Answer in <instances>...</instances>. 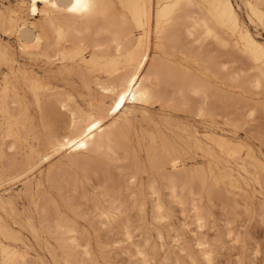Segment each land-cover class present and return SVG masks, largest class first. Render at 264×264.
<instances>
[{
	"label": "bare ground",
	"instance_id": "6f19581e",
	"mask_svg": "<svg viewBox=\"0 0 264 264\" xmlns=\"http://www.w3.org/2000/svg\"><path fill=\"white\" fill-rule=\"evenodd\" d=\"M15 1L17 3L15 7L0 6V31L3 34L12 36L17 42L16 50H13L8 44H0V66L3 65L7 68V74L3 77V82L0 83V115L3 117V123L6 126L5 137L10 138L9 140L13 139V142L9 143V149L15 147V144H19L21 141L25 142L26 147L23 155H21L22 157L16 158L19 160L14 158L11 161L9 158L11 163L19 168L16 170L17 168L14 167L16 168V171H14L20 172L14 174L13 170H10L14 175H17L6 180L0 174V186L11 182L15 178L28 177L29 173L35 171L37 166H41L54 155H58L57 165L55 164L53 167L45 169L35 180L29 179L23 188L28 193L25 198L29 197L27 201L34 205L37 213H41L39 214L41 219L47 212L52 214H49V216H52L51 218L53 219H50V223L47 225L43 222V226L46 225L44 227L47 228L46 230L49 229L53 234L56 233L58 235L57 239L61 243V246L59 244L58 246L65 249L69 254H73L79 248H81L82 254H88L85 243L79 242V234L74 224L63 215L58 202L51 197L52 195L48 197L52 188L61 193L68 208L72 207L71 203L75 204V202L71 201L74 197L83 201H90V207L97 212L96 215L100 218V222L108 228L109 233L122 230L123 240L128 245H132L134 244V233L129 230L130 217L125 214L127 210L135 209L145 218V207L149 200L151 218L156 220L166 219L168 212L166 202L163 199L165 192L162 195L161 188L163 187L167 190L168 201L182 207L184 199H186L183 196V192L186 189L191 191L196 185H199V180L203 181L206 179V175L201 176L198 168L186 167V158L183 156V152L177 142L169 140L168 135L159 126H155L154 133L148 134L147 144L142 143V137L138 138L137 145L132 142L130 130L136 117V108L145 107L151 103H160V105L165 106L178 105L177 101H186L188 103L190 102L187 99L188 95H193L196 99H198L197 97L200 99L197 101L190 98V100L200 103L195 111L202 112L207 110L209 107L207 105L209 103L212 105L215 100L216 104H219L220 101L216 98H219L217 94L218 96L222 94L218 91L220 88L213 84L215 88L218 87L215 91L213 85H211L212 83L208 84V79V82H206L203 80L205 78H198V75H195L197 74L195 73L196 71L194 74L191 72L193 70L190 71L184 64L186 56H194L193 46L195 43L197 45L199 37V43L202 42L201 38L203 40L207 38L211 42L214 40L215 46L226 48L225 50L222 49V51L218 47L219 49H216L218 50V53L216 52L217 57L219 51L227 52L228 49L229 56L224 54L227 56L226 60L228 58V62L234 61L235 65H237V61H235V58L231 60L235 55L233 53L230 54L229 45L231 47V42L241 39L244 42L245 50L250 51L247 53V57L251 63L250 66L248 63L246 65L255 70L254 79L252 77L255 85L264 84L262 83L264 82V46L240 23L231 0H91L93 7L88 13L82 15L72 14L67 11L65 6L70 7L74 0H47V3H45V0H36L37 12L35 14L31 11L32 0ZM52 4H55L56 7L53 8ZM245 5L249 14L256 17L264 25V0H245ZM36 16H38L37 19H35ZM151 33L154 36V40H152L154 41L152 42L154 43L152 47L154 51L150 57L149 39ZM233 35L236 36L234 37L236 39H233ZM209 40L208 42H210ZM206 41L205 43H207ZM199 43L198 45H200ZM185 44L187 45L185 46ZM208 45L210 44L207 43L206 47ZM203 46L199 48V52L201 48L203 49ZM234 47L236 48L237 46L235 45ZM208 48L211 47L209 46ZM207 50L205 49L204 54L201 55H205V51L206 53L208 52ZM176 51H180L182 57H178ZM242 52L246 55L245 51ZM85 53L89 54L86 55ZM213 53L215 52L213 51ZM17 54L20 56L38 55L44 58L50 67L53 64H59L58 73L53 75L56 80L29 70L30 68H26L19 62ZM224 55L220 53V56ZM214 56H212V59ZM205 57H202V59ZM240 58L237 59L239 64L241 62ZM206 60H202L201 64L206 65L207 63H204ZM210 60L208 59L207 62ZM212 61H210L211 64L208 62L209 65H207L213 68V70L210 68L211 72L215 68V72L217 70L216 74L218 75L223 74L222 71L225 68L229 71L234 65L232 63V67L228 68L227 61L224 63L221 59V64L220 62L213 63L215 60ZM242 61L245 63L247 60L244 61L242 58ZM239 67L241 69L239 68V71L238 69L231 71V75L236 71H238L236 76L241 74L242 72L240 71L245 68H242L241 65ZM248 67L246 68L248 69ZM219 68L222 70L220 73ZM46 71H51V69ZM59 75L60 77H58ZM224 76L228 77V74ZM132 78L135 79V83H132ZM240 78H243L242 75ZM58 79L62 82L69 81L70 86L63 87V91L61 89L55 91L54 88L58 87L57 84L60 83ZM241 79L237 77L239 82ZM63 85H67V82H64ZM125 85H127V89H125ZM93 87L98 90L101 98L94 101L91 108L82 107L69 94V91L75 88L89 91ZM124 90H129L130 94L126 97L124 104L113 112L112 109L115 107L118 95ZM225 90L227 89L225 88ZM26 92L32 94L35 105L39 110H46L51 114H60L66 117L65 128H62L63 132L56 133V131H51L47 133L43 148L37 147V143L33 145L28 142L29 131H27V138L25 135L26 131H22L26 125L27 114H29L25 108L26 114L22 112L23 96L21 94ZM216 92L217 94L214 96L213 93ZM212 95L215 99L211 97ZM133 96L135 99H133ZM227 96L229 97V95ZM233 96V99L236 98L235 94ZM208 97L213 98L214 101L208 99L207 102ZM228 97H224L225 103H228L226 102ZM229 98L231 99V96ZM233 99L231 105L236 103V99L235 103H233ZM195 101H193V104ZM230 102L227 104L228 106L225 104V107L232 108L233 105L229 106ZM241 102L242 99L239 103L241 104ZM244 102L246 101L244 100ZM220 103L221 105L223 104L222 101ZM192 107L189 104L186 109L191 108V113L193 114L195 111H193ZM212 107L214 108L215 106ZM211 108L209 111L212 110ZM215 108L213 109L214 111ZM238 108L241 107L239 106ZM254 109L256 110V108ZM259 109L261 110V108ZM241 111L238 110L237 114ZM236 112L234 111L233 113ZM251 113L252 111L249 114ZM24 114L27 117H24ZM108 118L111 120L106 123V119L109 121ZM92 123H96L98 127L88 132ZM6 139L4 143H6ZM74 141L83 143L86 147L78 148ZM15 148L19 149L18 147ZM12 151H14V148ZM140 151L145 154L149 167L146 180L142 177L137 178V173L139 172L136 170L137 167H134L135 171L125 173L122 167L116 165L120 153L125 157H134ZM6 152L4 154L8 155V152ZM18 152V154H22L20 151ZM17 153H15L16 157ZM12 155L14 154H11V158L14 157ZM124 156L123 158H125ZM136 163L139 164V162ZM238 164L243 170L248 167L258 168V165L254 162L245 161L242 158L238 159ZM129 165L131 167L130 163ZM129 165L125 166V169H129ZM5 166L8 167L7 164ZM139 166L138 169L140 170ZM227 170H229L226 172L227 175L232 176L230 168ZM259 179L263 181L260 176ZM91 182L92 191L89 196L85 186ZM215 182H218V180ZM3 190L7 194L5 197L0 195V209H4L8 205L12 206L10 192H7L8 189L6 188ZM83 201L80 200V202ZM85 205L88 206L87 203ZM90 207L88 206V208ZM23 208L27 207L24 206ZM70 209L72 210V208ZM74 209L72 211H75ZM191 209L194 223L199 228L203 227L205 219L199 205L192 202ZM24 211L28 212L27 209ZM75 215L77 216V213ZM46 216L43 219L47 220ZM40 218L38 220L39 223ZM92 222L90 221V223ZM90 223L89 225H91ZM0 232L5 236V239L16 238L14 232L1 221ZM176 237L174 242L178 244L179 237ZM118 242V240L113 241L114 245L118 244ZM207 243L205 240L198 239L197 245L204 261L210 264L212 256ZM0 245H2L1 242ZM14 249L13 247L10 248L9 245H2L0 250L3 263L25 264V255ZM67 252H64V254ZM136 253L144 257L141 249L137 248ZM30 257L28 256V258ZM30 264H33V262H30Z\"/></svg>",
	"mask_w": 264,
	"mask_h": 264
},
{
	"label": "rangeland",
	"instance_id": "374dc122",
	"mask_svg": "<svg viewBox=\"0 0 264 264\" xmlns=\"http://www.w3.org/2000/svg\"><path fill=\"white\" fill-rule=\"evenodd\" d=\"M231 1L236 9L240 23L245 26L249 30V32L254 37H256V39L264 46V25L256 17H253L249 14L245 5V0ZM16 4L17 3L15 0H0V6L2 7H15ZM37 17L38 16H36L35 19H37ZM153 37V33H151L149 39L150 57L153 55L152 52L154 51L152 48L154 44L152 43L154 42L152 41L154 40ZM232 37L233 39H236L234 38L236 37L235 35H233ZM205 39L207 41L201 38L202 42L199 43V37V40L197 42L201 46L198 45V43L197 45L196 43L194 44L193 54H195L193 57H191V55L186 56L184 58V64L189 68L190 71L193 70L191 72L194 73L196 71L195 73L197 74H194L198 75V78H205L206 80H203L206 82H208L209 80L208 84L212 83L211 85L214 84L220 88L219 90L218 87H216L218 91H220L219 93H222L220 94V96H218L217 94L218 91L216 93H213L214 96H216L217 94V97L219 98L216 99H218L220 102L222 101L223 103V101L225 100L224 97H228L227 95H229V97L231 96V99L228 97V101L226 99V102L228 103H225L224 101V105L222 104L223 106L220 102L217 105L215 102L216 100H213L214 96L212 95L211 97L213 98L208 97L207 102L208 99L213 100L214 105H211V103H207V106H209L207 110H204L202 112L198 110L195 111V109L198 108V105L200 104L196 103L195 100L198 101L200 99L199 97H197L198 99H196L195 96L188 95L189 98L187 97V99L188 101H190L188 103L190 104V107L193 106L192 109L193 111H195V113L193 114L191 113V108H189L190 110L186 109L189 106L186 101L185 102L187 104L185 102L177 101L178 105L172 104L170 106L160 105V103H151L152 105L149 104L145 107L136 108V117L130 130V136L132 138V142L135 145H137L136 143L139 137H142V143L147 144L148 134L154 133L155 126H159L168 135L169 140L177 142L178 146L183 152V156L186 158V167L198 168L201 172V176L206 175V179L203 181L199 180V185H196L195 188H193L194 190L192 189L190 191L189 189H186L183 192L184 198L186 197V199H184L183 206L179 207L178 205H175L174 203L168 201V194L166 192L167 190L162 187L161 191L162 195L165 192V195H163V199L166 202L168 212V217L166 219H163L164 221L151 218V206L149 200L147 206L145 207V218H143V216L140 215L135 209L127 210L125 214L130 217L128 223L129 230L134 233V244L128 245L127 242L123 240L124 236L122 230H117L114 233H109L108 228L100 222V218L96 215L97 212L92 210L93 208L90 207V201H83L80 198L74 197L71 201L75 202V204L71 203L72 207L70 208H72V210L75 208V211H72L65 205V199H63L61 193L58 192L55 188H52L49 191L48 197L52 195L51 197H53L58 202L59 208L63 215L67 217L68 220L76 227L79 234V242L82 244L85 243L84 245H86L88 249L87 255L82 254L81 248L74 251L73 254H69L67 251H65V249L60 247L61 243L57 239L58 235L56 233L53 234L51 230L48 229L50 231L49 232L48 230H46L47 228H44L48 223H50V219H53L51 218L52 216H49V214L51 213L47 212L45 214L47 215V220L43 219L45 215H42V220L40 218L41 215H39L41 213H37L34 205L30 201H27L29 200V197L27 199L25 197L28 195V193L23 190L24 185L29 181V179L35 180V178L38 177V175L45 169L51 166L53 167L58 162L59 156L54 155L53 157H51V159L46 161V163L41 164V166H37L35 168V171H31L30 173H34L33 175L29 173L30 176L28 175V177L22 176L18 179L15 178L11 182L0 186V195H4L3 197H5L7 193L3 189L6 188L8 189L7 192H10V197L12 200L11 207L8 205L4 209H0V221L5 224L7 228H10L16 235L15 239H5V236L0 232V242L3 246H5V244L9 245L10 248L13 247V249L15 248L14 250L25 255V258L28 259H25V264H30V262H33V264H208L204 261L197 245L198 239H200L208 242L207 244L209 245L212 256L210 264H264V84L255 85V83L253 82V79L255 77V70L253 68H249L246 65L248 63V65L250 66L251 63V61L247 57V53L250 51L245 50L246 48L244 47V42L241 39H236V42H231V47L229 45L230 54L233 53L235 55V57L232 56L233 58L231 60H234L235 58V61H237V65H235L234 61L228 62V58L226 60L227 56H225L224 54H229L228 49V53L225 51V53L219 51L217 57L216 54L218 53V50L216 49H219L220 46H215V41L212 38L211 39L214 41H212L213 43L211 42V40L207 38ZM208 40L210 42H208ZM205 41L210 45L206 47L207 43H205ZM0 44H8L12 47L13 50H16L17 48V42L15 41V39L8 34H3L1 31ZM234 44L237 46L236 48H233V46H235ZM186 45L187 44H185V46ZM202 46L203 49L201 48V51L199 52V48ZM209 46L211 48H208ZM205 49H208V52L206 53L205 51V55L202 56L201 54H204L203 52ZM222 49H224V47H221L219 50ZM233 49L235 50L232 51ZM213 51L215 53L212 54ZM242 51H245L246 55L243 54ZM176 53L178 54V57H182V53L180 51H176ZM220 53H222V55L224 56H220ZM88 54L89 53H87L86 55ZM211 54L212 56L215 55L213 59L212 56H210ZM195 55H198L197 58ZM17 56L19 62L26 68H30L29 70L35 73L38 72L39 75L49 76V79L56 80V78H53V75L58 73L59 64L56 63L55 65L53 64L50 67V65L46 63L44 58L38 55L20 56L17 54ZM208 56H210L211 58ZM202 57H205L206 59L208 58L209 60L211 59L210 61L215 60L214 62L212 61L213 63L220 62L221 64V59L224 61V63L225 61H227L226 64L228 65V68L232 63L234 65L233 67L231 66L232 69H229V71H227V68L224 69L225 71H222L219 68V73L220 71H222L223 74L221 73L218 75L216 74L217 70L215 72V68L214 71H210L211 69L213 70L211 66H208V62L210 63V61L207 62L208 59H202ZM239 57H241L240 64L237 60L239 59ZM242 58L244 61H247L244 63L242 61ZM197 59L200 60V62H198ZM202 60H206V62L204 63H207L208 65L201 64ZM240 65L245 69H242L240 71L242 73L236 76V72L238 74ZM246 67H248V69ZM49 69H51V71H46ZM236 69H238V71L232 73L231 75V71H234ZM5 74H7V68L6 66L1 65L0 83L3 82V77L5 76ZM225 74H228V77H226L227 75L224 76ZM241 75L244 80L243 78H240ZM58 77H60V75ZM237 77L241 79L240 82L237 80ZM59 82L60 83L57 84L58 87L54 88L55 91H57V89L58 91L59 89L63 91V87L66 88L67 86H70L69 81L62 82L61 80H59ZM64 82H67V85H63ZM241 84H243L244 86ZM214 85L213 87L216 91L217 89ZM213 87L211 88L213 89ZM225 88L227 90H225ZM212 89L211 91H213ZM69 94L79 105L84 108H91L92 103L101 98L100 93L94 87L89 91L82 88H75L74 90H70ZM234 94L236 98L233 99L232 97H234ZM21 95L23 96L22 112H25V114V110L29 112V114H27L28 118L25 123L26 125L22 131H26V138L27 131H29L27 138L28 142L33 145H36L37 143V147L43 148L45 145L46 137L48 135L47 133L51 131H56V133L63 132V129L65 128L66 117L60 114H51L46 110H42L43 112H45L43 113L36 107L34 99L30 92H26L25 94ZM221 95L224 97H222ZM190 98H193L195 100L191 99V101ZM229 99L231 100V102ZM232 99L234 100L233 103H235L236 99V103L234 105L232 104L234 107L231 105ZM241 99L242 102L240 104L239 102L241 101ZM106 100H108V98H106ZM244 100L246 102H244ZM193 101H195L194 104ZM229 102V106H232V108L225 107V104L226 106H228L227 104H229ZM184 104L186 105L184 106ZM242 104L245 106H243ZM204 105L206 106V104ZM212 106L216 107H214L215 111L213 110L214 108ZM239 106L242 108V111L241 108H238ZM235 107L236 109H234ZM210 108L212 109L211 111H209ZM254 108H256L257 111ZM259 108H261V110ZM238 110L241 111L239 112V114H237ZM234 111L237 112L233 113ZM251 111L252 113L249 114ZM25 114L24 117H27L25 116ZM43 115H45L46 117ZM2 118L3 117L0 115V174L2 178L6 180L13 176H16L20 172H15L19 168L18 166L12 164L11 161L14 158L15 160H19L16 158H19L21 155H23L26 146L25 142L21 141L19 144L16 143L17 146L15 144V147H18L19 149L15 147H13L14 151H12L13 148L9 149V145L11 144L10 142H13V139L9 140L10 138L8 139V137H5L6 126L3 123L4 121ZM108 119L109 121L106 119V123L110 122L111 120L110 118ZM29 121H31V123H29ZM45 123H47L48 125ZM157 123L159 124L156 125ZM22 133L24 134V132ZM5 138L9 140L8 141L6 139V143H4ZM5 144H7V147L5 146ZM5 151L8 152H6L8 155L4 154ZM18 151H20V153L22 154H18ZM15 153H17V157ZM11 154H14L12 155L14 157L11 158ZM123 156L124 155L120 153L118 157L119 160L117 159L116 165L118 167H122L125 173L129 171H135L134 167H137V169L135 168L139 171H137V178L142 177L144 180H146L147 170L149 167L145 154L140 151L138 154H135L134 157L124 156L125 158H123ZM3 158L6 160H4ZM9 158L11 159V161ZM240 158L244 159L245 161L250 160L254 162L258 165V168L253 169L252 167H248L249 169L246 168V170H243L238 164V159ZM136 162H139V164ZM4 163L5 165L7 164L8 167H6L5 165L3 166ZM9 163L11 166L9 165ZM129 163L131 164V167ZM137 164L138 166L140 165V170L138 169V166H136ZM128 165L130 168L125 169V166ZM14 167H16L17 169ZM228 168H230V173L232 176L227 175L226 172L229 171L227 170ZM10 170H13L14 174H17L14 175ZM258 175L261 177V179H263V181L259 179ZM217 180L218 182H215ZM91 185L92 182L90 184H86L85 186L87 194L89 196L92 191ZM23 194L26 195L24 196ZM80 200L83 202H80ZM85 202L90 208L85 205ZM192 202H195L199 205L200 211L204 216L205 223L201 228L197 227L193 221V211L191 209ZM24 206L27 208H23ZM26 209L28 210V212L24 211ZM71 212H73L74 214H71ZM75 213H77V216L75 215ZM78 216H80L81 218ZM90 216L92 218H95L92 219ZM39 218L41 219L40 223L38 221ZM89 220L91 222L94 220V222L90 223ZM43 222L46 223V225L44 224L45 226H43ZM89 223L91 225H89ZM92 225L94 226V228ZM176 236L179 237L178 244L174 242ZM114 240H118V244L114 245ZM58 244L60 246H58ZM2 245H0V249ZM137 248L143 251L144 257L136 253ZM64 252L67 253L64 254ZM1 256L2 255L0 250V264H4ZM28 256H31V259L28 258ZM32 258L35 260H33ZM73 260H75V262H73Z\"/></svg>",
	"mask_w": 264,
	"mask_h": 264
},
{
	"label": "snow or ice",
	"instance_id": "6c2138e0",
	"mask_svg": "<svg viewBox=\"0 0 264 264\" xmlns=\"http://www.w3.org/2000/svg\"><path fill=\"white\" fill-rule=\"evenodd\" d=\"M45 3H47V0H45ZM52 7L55 8L56 5L52 4ZM65 7L69 13L82 15V14L88 13L93 7V4L91 3V0H74V2L71 4L70 7L69 6H65ZM31 11L34 14L37 12L36 0H32ZM132 83H135L134 78H132ZM125 89H127V85H125ZM129 94H130L129 90H124L118 95V99L115 102V107L112 109L113 112L117 111L124 104L125 99ZM133 99H135L134 96H133ZM96 127H98V125L96 123H92L91 127L88 129V132H91L92 129ZM74 143H76V146L78 148L86 147V145L83 143H79L75 141Z\"/></svg>",
	"mask_w": 264,
	"mask_h": 264
}]
</instances>
